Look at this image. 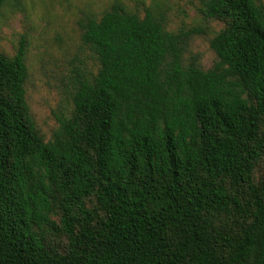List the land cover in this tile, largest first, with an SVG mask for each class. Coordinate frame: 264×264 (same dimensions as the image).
Instances as JSON below:
<instances>
[{"label":"trees","instance_id":"1","mask_svg":"<svg viewBox=\"0 0 264 264\" xmlns=\"http://www.w3.org/2000/svg\"><path fill=\"white\" fill-rule=\"evenodd\" d=\"M203 15L223 25L208 70L150 10L80 19L96 69L48 141L24 45L0 52V264H264V7Z\"/></svg>","mask_w":264,"mask_h":264},{"label":"rangeland","instance_id":"2","mask_svg":"<svg viewBox=\"0 0 264 264\" xmlns=\"http://www.w3.org/2000/svg\"><path fill=\"white\" fill-rule=\"evenodd\" d=\"M116 0H11L0 10V52L13 56L23 44L28 76L26 101L45 141L68 115L77 69L95 71L96 64L81 46L78 21L99 19ZM140 17L145 10L164 20L171 32L189 34L184 59L194 58L203 70L216 60L209 41L223 27L203 15L204 0H120ZM264 7V0H257ZM262 168L259 169V172Z\"/></svg>","mask_w":264,"mask_h":264}]
</instances>
